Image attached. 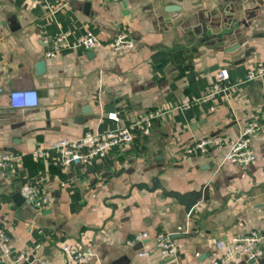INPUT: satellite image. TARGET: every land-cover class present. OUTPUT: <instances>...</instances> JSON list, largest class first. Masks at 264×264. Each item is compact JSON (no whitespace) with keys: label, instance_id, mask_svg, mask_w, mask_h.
<instances>
[{"label":"crops","instance_id":"crops-1","mask_svg":"<svg viewBox=\"0 0 264 264\" xmlns=\"http://www.w3.org/2000/svg\"><path fill=\"white\" fill-rule=\"evenodd\" d=\"M87 30L104 42L129 31L136 47L47 55L58 34L73 41ZM260 61L264 0H0V151L23 156L0 175V226L14 252L27 254L21 264H67L63 241L94 252L86 264H211L218 238L263 231L264 131L246 166L222 162L225 148L184 154L212 133L236 137L264 114L259 82L203 98L221 69L235 81ZM31 88L37 106L11 107L12 90ZM157 108L165 113L149 134L135 130L102 160L46 167L31 155L60 137L129 126ZM33 178L53 196L45 208L24 200ZM175 191L198 194L196 205L169 195ZM143 231L150 237L130 244ZM160 232L175 234L176 258L139 255Z\"/></svg>","mask_w":264,"mask_h":264},{"label":"built area","instance_id":"built-area-1","mask_svg":"<svg viewBox=\"0 0 264 264\" xmlns=\"http://www.w3.org/2000/svg\"><path fill=\"white\" fill-rule=\"evenodd\" d=\"M50 42L52 48L47 52L48 56H53L64 48L89 50L108 48L115 52H123L136 47V40L129 31L117 34L109 42L102 41L98 35L89 30L74 38L73 41H71L67 32H63L52 38ZM249 82H259L264 92V61L252 64L235 81L230 79L227 69H221L203 98L211 99L217 93L228 91L236 85ZM9 98L10 105L13 108L35 107L39 104L38 91L32 88L12 90ZM164 113L165 110L161 108L148 110L129 126L106 131H87L78 137H60L50 143L38 145L32 150L31 155L37 160H42L46 167L86 165L95 160H102L111 150L130 144L136 136L135 130L143 134H149L154 121L163 116ZM108 116L111 119H117L115 113H109ZM261 131H264V114L261 116L255 115L238 136L227 138L212 133L184 148V154L190 156L191 154L202 153L211 156L213 149L225 148L226 152L222 162L246 166L256 160L252 143ZM22 158V154L18 152L0 151V175L7 176L10 170L22 163ZM22 191L25 202L38 209L45 208L53 201L52 194L40 178L28 179ZM149 237L150 233L143 231L135 234L129 242L135 245ZM60 248L66 255L67 264H86L96 258V254L91 250L81 249L69 241H63ZM215 248L218 254L211 264H237L244 258L261 257L264 255V230L253 228L247 234L220 237L215 240ZM155 250L171 260L175 259L178 249L172 234L167 232L157 233L154 236L152 248L140 251L139 255L147 256ZM26 255V253L17 255L14 252L11 237L0 226V260H5L9 264H21L20 261L26 258Z\"/></svg>","mask_w":264,"mask_h":264},{"label":"water","instance_id":"water-1","mask_svg":"<svg viewBox=\"0 0 264 264\" xmlns=\"http://www.w3.org/2000/svg\"><path fill=\"white\" fill-rule=\"evenodd\" d=\"M37 68H38L39 73L44 72L45 62H43V61L39 62L37 65ZM158 185H160V184H158ZM144 186H146V184H144ZM164 191H166V190H164ZM169 195L177 198L182 204L186 205L190 209H192L196 205V202L199 198L198 194H196V193L183 194V193L177 192V191L169 192ZM173 235H175V234H172V236ZM173 237H175V236H173ZM261 257L264 258V255ZM261 257L244 258V259L240 260L237 264H244L245 262H248L249 264H255L258 259H262ZM0 264H9V263L6 262L5 260H0Z\"/></svg>","mask_w":264,"mask_h":264}]
</instances>
